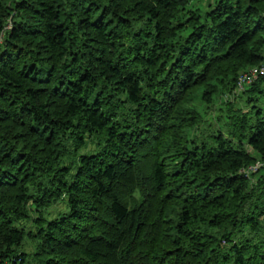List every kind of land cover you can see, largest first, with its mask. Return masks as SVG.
Masks as SVG:
<instances>
[{
	"label": "trees",
	"instance_id": "16d2710c",
	"mask_svg": "<svg viewBox=\"0 0 264 264\" xmlns=\"http://www.w3.org/2000/svg\"><path fill=\"white\" fill-rule=\"evenodd\" d=\"M253 66L264 0H0V264H264V72L194 138Z\"/></svg>",
	"mask_w": 264,
	"mask_h": 264
},
{
	"label": "rangeland",
	"instance_id": "374dc122",
	"mask_svg": "<svg viewBox=\"0 0 264 264\" xmlns=\"http://www.w3.org/2000/svg\"><path fill=\"white\" fill-rule=\"evenodd\" d=\"M249 69L245 70L247 72ZM242 72V73H244ZM240 73V74H242ZM248 85H245L242 90H237L236 87L233 89H225L221 87L218 90V94L213 95V103L211 105L204 104L199 102V100H195V108L198 110V114L200 115L197 132L194 136L195 140H203L206 141L207 144H212L211 138L218 132L226 134L229 131V127L225 124V119L223 118V110L226 108L225 102H232L233 106L235 104H239L243 109L247 110L248 105L244 102V97L242 95L244 88ZM257 162V163H256ZM252 168L249 170L247 168L246 173H248L249 178H251L252 182H256V177L252 174H257L261 168H264V161L257 158V161L253 163ZM135 191V190H134ZM134 199L129 196L125 197V201L128 203V206L131 207L138 203L140 194L135 191ZM65 208V203L63 201H58L55 206H53V211L51 214L57 213ZM26 226H29V223H25ZM24 252H28L30 254L33 251V245L31 242L25 240L21 246Z\"/></svg>",
	"mask_w": 264,
	"mask_h": 264
},
{
	"label": "built area",
	"instance_id": "2783aa9c",
	"mask_svg": "<svg viewBox=\"0 0 264 264\" xmlns=\"http://www.w3.org/2000/svg\"><path fill=\"white\" fill-rule=\"evenodd\" d=\"M264 72V68L262 66H253L249 68L247 72L240 74L237 78L236 89L242 90L245 85L252 83L259 74ZM257 163V162H256ZM252 166L249 167V170Z\"/></svg>",
	"mask_w": 264,
	"mask_h": 264
}]
</instances>
